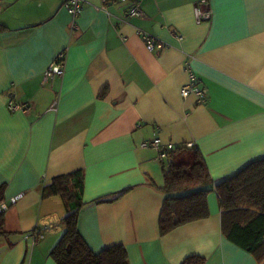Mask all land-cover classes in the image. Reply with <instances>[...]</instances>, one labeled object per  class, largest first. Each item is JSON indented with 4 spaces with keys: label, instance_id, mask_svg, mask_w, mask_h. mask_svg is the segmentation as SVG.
Listing matches in <instances>:
<instances>
[{
    "label": "crops",
    "instance_id": "crops-1",
    "mask_svg": "<svg viewBox=\"0 0 264 264\" xmlns=\"http://www.w3.org/2000/svg\"><path fill=\"white\" fill-rule=\"evenodd\" d=\"M132 1L85 0L76 29L64 0L1 1L0 203L9 206L0 264H56L49 252L66 209L43 188L77 170V226L92 251L121 243L129 264H181L190 255L258 264L223 234L214 185L264 157V0H136L135 16ZM196 5L209 19L196 20ZM139 30L165 47L149 51ZM60 52L63 74L44 80ZM186 67L206 90L202 102L181 94ZM9 98L29 108L10 111ZM154 135L193 143L212 178L209 215L165 234L162 164L156 148L140 145ZM36 228L44 238L25 237Z\"/></svg>",
    "mask_w": 264,
    "mask_h": 264
},
{
    "label": "trees",
    "instance_id": "trees-1",
    "mask_svg": "<svg viewBox=\"0 0 264 264\" xmlns=\"http://www.w3.org/2000/svg\"><path fill=\"white\" fill-rule=\"evenodd\" d=\"M161 164L163 185L160 188L166 195L159 217L160 234L207 217L210 191L207 186L212 178L199 149L194 144L176 146ZM214 190L221 209L223 234L252 253L258 264H264V157L250 161L234 175L217 182ZM82 191L81 170L56 176L43 188L44 196L61 195L66 209L65 228L50 250V257L56 264H129L121 243L94 252L80 234L77 222L78 210L84 204ZM102 200L109 199L96 201ZM4 233V211H0V235ZM204 261V257L190 255L181 264H203Z\"/></svg>",
    "mask_w": 264,
    "mask_h": 264
},
{
    "label": "built area",
    "instance_id": "built-area-1",
    "mask_svg": "<svg viewBox=\"0 0 264 264\" xmlns=\"http://www.w3.org/2000/svg\"><path fill=\"white\" fill-rule=\"evenodd\" d=\"M114 1H119V0H101V7H105L107 3ZM84 4H85V0H64L63 2V5L66 7V9L71 15L72 29H76L78 27L76 18L83 9ZM194 11H195L196 20L198 22L201 20H207L210 17V10L203 9L200 5H196ZM141 14L142 11L139 3L136 0H133L131 6L128 9V15L135 16ZM138 33L142 37L145 46L149 51L158 52L159 50L165 47V44L163 42L159 41L156 37H154L150 33L144 30H139ZM63 60H64V53L63 52L58 53L54 58V60L51 62V64L45 70L44 80L52 79L56 75L61 76L63 74L64 72ZM186 71L188 74V81L181 87V94L183 96H186L190 93H194L196 95L198 102L204 101L206 95L205 88L202 85H200L198 77L191 68L186 67ZM7 105L10 111L27 110L29 108L28 102L16 103L12 98L8 99ZM192 144L193 143H187V145L189 146ZM140 145L142 147L156 148L158 150L157 158L160 161L167 158L169 151L174 150L176 147L171 142L162 143L161 139L157 135H154L150 139H145L141 141ZM21 195L22 193H18L15 196H13L11 198V202H15ZM8 206L9 205L6 203H0V211L6 210ZM25 237L31 238L33 241H38L45 237L44 228L42 229L36 228L30 234L25 235Z\"/></svg>",
    "mask_w": 264,
    "mask_h": 264
},
{
    "label": "rangeland",
    "instance_id": "rangeland-1",
    "mask_svg": "<svg viewBox=\"0 0 264 264\" xmlns=\"http://www.w3.org/2000/svg\"><path fill=\"white\" fill-rule=\"evenodd\" d=\"M2 0H0V3L2 4V2H1Z\"/></svg>",
    "mask_w": 264,
    "mask_h": 264
}]
</instances>
